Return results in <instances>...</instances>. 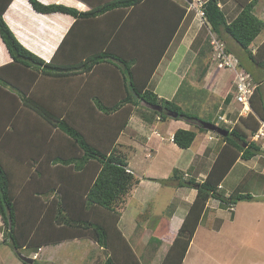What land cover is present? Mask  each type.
I'll list each match as a JSON object with an SVG mask.
<instances>
[{
  "label": "trees",
  "instance_id": "trees-1",
  "mask_svg": "<svg viewBox=\"0 0 264 264\" xmlns=\"http://www.w3.org/2000/svg\"><path fill=\"white\" fill-rule=\"evenodd\" d=\"M81 1L88 10L27 0L38 14L61 13L75 19L45 61L25 48L6 24L3 16L13 0H0V39L12 60L0 67V217L15 251L91 238L111 252L112 259L104 264H144L118 225L120 209L140 179L128 169L117 142L133 114L149 124L174 119L208 132L202 118L183 110L174 99L160 98L150 82L173 38L179 40L186 31V2L193 0ZM203 1L205 27L221 42L229 38L264 74V41L254 54L251 50L264 29V20L255 14L260 0H234L240 10L230 22L223 0ZM128 10L126 21L111 22L95 45L74 51L79 21ZM191 50L201 81L210 64L208 37L195 39ZM246 66L239 62L242 70ZM46 79H60V90L53 97L33 92ZM99 80L101 84L96 83ZM230 99L227 96L225 102ZM249 103L251 112L232 129L219 125L229 136L215 134L219 154L202 183L190 179L185 183L178 170L173 171L170 180L179 187L195 186L197 194L160 264L183 263L211 198L220 199L222 208L253 200L241 186L225 198L218 193L237 160L249 161L262 152L248 140V133L264 122V83H259ZM204 122L218 123L212 117ZM195 137L193 130L177 129L173 143L185 150ZM148 204L137 221L150 216Z\"/></svg>",
  "mask_w": 264,
  "mask_h": 264
},
{
  "label": "crops",
  "instance_id": "crops-1",
  "mask_svg": "<svg viewBox=\"0 0 264 264\" xmlns=\"http://www.w3.org/2000/svg\"><path fill=\"white\" fill-rule=\"evenodd\" d=\"M39 1L43 4H62L68 7H73L77 9L78 11H86L89 9V7L81 0H39ZM223 1L224 3H222V5L226 7V12L228 14L230 12L229 4L231 5L232 0H223ZM234 6L235 5L231 6V8L234 9L232 15L236 12ZM130 11L131 10L121 11V12L115 11V12L108 13L106 16H103V17H96L92 20L79 21L77 28L75 30V37H79L78 41L74 45V47L78 46L76 50L83 51V50L88 49V47H90L93 43L95 45L97 43V40L101 39L103 34L106 33V30L108 26H110L111 22L112 23H115L117 21L125 22L127 19V15L130 14ZM3 18L6 24L11 29V31L16 36V38L18 39V41L29 51L43 58L45 61H49L51 59L54 52L59 48V45L62 42L63 38L65 37L67 32L70 31V29L72 28V25L75 23V19L72 16L66 15V14H61V13L38 14L32 10L27 0H13V2L10 4L8 9L6 10ZM259 18L260 19L263 18L264 20V13H261V16ZM196 29H197L196 26L191 27V30L190 29L187 30L186 33L184 34V37L183 38L181 37L179 40L177 36H176L177 38L176 37L173 38L165 55L161 59L159 66L157 67L155 73L158 70L165 71L166 68L169 67L171 63H173L172 60L176 55H178L179 47L180 49L184 48V54L186 56L190 55L191 60L193 61V59L195 58V53L190 49V43H191L192 38L194 37V34H196L195 32H197ZM191 33H192V36L189 37ZM263 41H264V29H263V34L262 35L260 34V36H258L255 39V42H253L251 46V50L253 54L256 48L259 45H261ZM225 43H226L225 46H227V48L230 49L231 51L230 53L237 55L236 57L237 58L239 57L238 60L240 61V63H243L241 59L243 52L240 50V48L229 39H225ZM11 61H12L11 57L0 39V67L9 64ZM251 65L252 66L249 67V64H247L246 68H243L244 71L247 73L246 69L249 70L250 68L251 71H249V73L256 80V83L257 82L258 84L264 83V74H263L262 69H260L255 64H251ZM192 66L193 64H191L190 66L189 62H186L183 65L182 61H180L177 65V68L174 71L175 76L179 78L180 81H183L187 77V74L189 70L192 68ZM155 73L153 77L155 76ZM49 81H51L55 86L58 85L59 87L60 79H57V80L53 79ZM96 83L101 84L102 81L99 80ZM159 84L161 85L160 81L158 80L154 85L155 93L160 98H164L168 100H172V98L174 99L176 95L175 90L177 92L178 90L177 87L179 83L176 85V88L172 90L170 93L168 92L167 89L162 90L163 93H158ZM54 89L55 88L50 89V91H53L51 95L52 97L54 94ZM223 103L227 104L226 109H225L226 113L222 112L221 108L218 107V111H220L221 113L220 117L223 116L226 119L230 120L229 114H234V117L236 119L235 120L236 121L235 124H236L238 123L237 120H239L240 117H246L248 115V113L240 112L241 107L240 109L236 107L239 104L236 103L234 99H230L229 103H226L225 97H224ZM210 117L214 119L213 115H210ZM177 129L193 130L196 132V137L190 148L185 149V150L180 149L173 142L169 140L170 137L173 136L174 132ZM211 136L216 138V136H213V134H211L210 132L204 133V132L197 131L195 127L191 126L190 124H187L184 121L174 120V119H167L166 121H162V120L157 119L156 122L149 124V123L142 121L141 118L138 117V115L133 114L129 120L127 128L122 132V134L120 135L118 139L117 145H119L120 150L126 156L128 168H130L132 172L136 176H138L139 179L141 180L139 183V187H138L140 189L136 193H134V195L132 193L130 204L134 205L136 203V204H139L140 206L142 205L144 206L147 200L149 201H151L150 199L154 200L158 192L161 191L163 187H166L165 189L171 188L174 193V189L172 187L175 188L176 185L178 189L183 190L182 195L186 196L184 197L185 198L184 205L180 204L178 200H175V202L178 203L179 207L175 203V207L173 209L174 211L172 210L170 212V216L172 215L171 217L167 216L168 214L162 215L161 216L162 218L159 217L161 206H163V204L166 205L165 202H167L168 200V198H165L166 191H164L163 196L157 200V203L158 205H160V207L155 208V210L153 211L151 208V213H150L151 215L148 217V219L150 217L153 219H157L156 224L153 223V226L155 229L152 231H155L158 229V223L160 219H165V218L168 219V217H170L169 219H172L173 222L175 221L172 224L170 223V220L166 223L167 229L164 233L161 234L164 237L161 235L159 237H153L152 234H154V232L152 233L150 232V236H148L147 239L143 237L144 238L143 240L145 241V242H141L143 245L144 244L146 245L147 243L151 242L153 244L152 246L153 252L155 253L156 250L158 251L155 257H158L162 249L165 252L169 250L170 245L172 244L171 242L173 241L175 235L177 234L183 222V219L185 215L187 214L197 194V190L195 186H189L188 184H185L184 187H179L177 181H176L175 186L174 185L171 186V183H173L174 181V180H170L173 177L172 176L173 171L178 170L180 175L183 173L184 174L188 173V175L190 176H192V174L195 173L200 179L197 178L196 176L190 177L189 179L194 180L195 183H198V182L202 183L206 179V176H207V174H203V172L207 171L209 167L211 168L220 150V144H219L218 138L213 139ZM209 137H211L210 140H209ZM196 140L198 142L197 152L198 151L199 152L192 153L191 148H193L194 145L196 144ZM257 145L260 146V149L262 150V152L258 154L257 156L253 157L249 161H243L240 159L237 160L234 166L230 169L228 174L225 176L223 181L219 184V186H221V189L225 188V191L227 192L226 194L227 197L233 191L228 194V190H227L228 187H226V179L228 175L234 171V169L238 168V163L239 164L244 163L243 167L241 168L245 169L246 173L244 174L242 181L237 186V188L242 185L245 186L244 184L245 181L250 182V179L253 177L254 174L261 176L260 178H264V164L261 167L260 166L256 167L257 166L256 162L259 161L261 163V161H263L262 163H264V144L261 145L260 143L259 144L257 143ZM202 148L204 150H201ZM202 151L203 152L205 151L204 152L205 160L197 161V159L193 157L192 155L199 154L200 156H202V153H203ZM196 161L200 162L201 165L199 163L197 167ZM202 162L204 163L202 164ZM254 163H255V167H254ZM202 167H207V168L204 170ZM241 168H238V169H241ZM186 182L188 181H185V183ZM214 199L217 201V198H211L207 202L205 211L201 217V220L196 229V232L194 233L190 246L184 257L183 263L184 261L191 260V259L190 260L188 259V254H190V258L193 257L192 252L194 250L192 249L197 250L198 248V253L200 252L201 245L199 243L201 242L197 241V243H195L196 235L198 233L206 232L204 234V237L208 238L209 242H211V244L214 245L215 241L220 240L221 232L219 231L223 230V225L226 223L227 220H229L230 223L232 224L240 223L241 225H244V226H247L249 224V220H252L250 218H254L256 222L259 221L258 217L252 214V211H251L252 207L250 206L252 205L251 204L252 201L238 202V204L234 206V209L232 210V212H228L226 208H222V206L219 205L218 202L217 204H213L212 200ZM244 202H248V203H244ZM260 203H264V202H260ZM240 204H247V205H245L246 207H244V206H240ZM134 207H133V210H136ZM126 208H127V204L125 205V209ZM262 209L264 211V207ZM181 211L182 213H179ZM126 213L127 212L125 213L122 212L120 222L118 224L124 236L125 234L122 229V226L124 224L123 220H124ZM162 224L163 222H161V226ZM200 228L203 229L201 230V232H199ZM217 229H219V231H217ZM157 234H160V233H157ZM201 238H202V235H200L199 239ZM86 239L89 241V243H87L85 246L86 250L90 249L89 255H86L88 256L86 260L90 264H104L108 258L112 257L111 252L107 248L98 245L91 238H86ZM139 239L140 238H137V241L135 243L133 242V244H135L136 247L133 244L132 246H133L136 256L141 260L142 256L140 254L143 251L140 248L141 243H137L139 242ZM72 241L73 240L63 241L57 244V246L62 245L64 243L72 242ZM154 245L156 246L159 245V247H156ZM47 246L49 245L42 246L38 251L33 252V256L34 257L39 256V252L44 250V247H47ZM70 254L71 252H68L69 256ZM34 257H32L33 258L32 263L30 264H33ZM35 260H37V257L35 258ZM191 262L193 261L191 260ZM24 264H29V263H24ZM185 264H189V263L185 262ZM194 264H196V261Z\"/></svg>",
  "mask_w": 264,
  "mask_h": 264
},
{
  "label": "rangeland",
  "instance_id": "rangeland-1",
  "mask_svg": "<svg viewBox=\"0 0 264 264\" xmlns=\"http://www.w3.org/2000/svg\"><path fill=\"white\" fill-rule=\"evenodd\" d=\"M177 1H179V3L186 2L185 0H177ZM186 4H187V11L189 12L188 18H187V21H189V24H186L187 25L186 31L189 29L191 30V27L193 26L197 27L196 29L197 32H195L196 34H194V37L192 38L191 43H190V49H191V45L193 41L198 38L205 40L208 37L209 45H210L211 36L214 37L215 35L211 33L210 29L207 26L205 27L204 24L202 25L201 20L196 16L197 13H196V9L194 10L193 8L194 5L190 4V2H186ZM233 5H235L234 8L236 12L232 15L234 9L231 8V6ZM229 6H230L229 8L230 12L228 14L226 12V7L224 5H222V9L227 14V17L229 18L228 21L230 22L232 19H234L233 17H235L238 14L240 10V6L234 0H232L231 5L229 4ZM261 13H264V0H260L255 9V14L258 17L261 16ZM190 16H193V18L190 19ZM261 19L263 20V18ZM187 21H184V22L186 23ZM186 31L184 32V34L186 33ZM184 34L182 38L184 37ZM262 34H263V31L261 35ZM191 36H192V33L189 35V37ZM223 43L226 45L224 41ZM93 45L94 43L90 47H92ZM75 50L76 48H74V51ZM183 54H184V48L180 49L179 47L178 55H176L172 60L173 63H171L169 67L166 68L165 71L158 70L155 73V76L151 80L152 86H154L155 83L159 80L161 85L159 84L158 93H163L162 90L164 89H167L168 92L170 93L172 90L176 88V85L179 83L177 87L179 91L177 90L178 91L177 93L175 90V93L177 94L174 100L182 107L183 110L197 114L204 121L209 120L210 115H213L214 120L218 122L217 124L222 125L221 123L223 122L219 120L221 113L220 111H218V107L221 108L222 112L226 113L225 109H226L227 104L223 103L224 97L226 98L227 96H230L231 99L235 100V93H234L235 79L237 77L236 75L239 74L240 71L242 70L239 67L240 61L236 57L237 55L231 54L232 56L235 57L233 60H231V67H218V65L216 66L214 64V60L212 57V47H211V53L209 55V61H210V64L208 67L209 70L206 72L203 80L198 81L199 70L197 69L196 66H192V68L189 70L187 74V77L184 79V83L182 84L183 81H180V79L177 78L174 74V71L177 68L178 63L182 61L184 65L186 62H189L191 66L192 62L194 61V59L193 61L191 60L190 55L186 56L185 54L184 55ZM241 59L245 65L249 64V61L245 54L242 53ZM235 62L237 65L236 70H234V66H233ZM249 65H251V63ZM242 71L245 72L244 70ZM249 71L251 70L247 69V72L250 75L251 80H254L253 76L249 73ZM60 85H61V82H59V87ZM57 87L58 85L55 86L51 81L46 79V80L40 81L39 86L36 88H33V92L39 95H43L47 98L48 96L50 97L53 93V91H50L51 88H55L54 94H56L57 91L59 92L60 89H58ZM236 107L238 109H240L241 107L240 112H244L242 110L241 104L237 105ZM248 111H250V108L247 109V112ZM229 115H230L229 117L230 120L226 119L223 116L220 118H225L226 122H224L223 125L226 126L227 128L232 129L236 125L235 124L236 119L234 117V114H229ZM204 133H207V132H204ZM211 134H213V136H216L214 133H211ZM248 135H249L248 136L249 141H254L258 144L260 143L261 145L264 144L263 142L264 138L257 140L250 136L253 134L248 133ZM211 137H209V140L211 139ZM216 138L213 137V139H216ZM169 140L173 142L171 137ZM197 148H198V142L196 140V144L194 145L193 148H191V152L198 153L199 151L197 152ZM201 150H204V149L202 148ZM204 152L202 153L203 157L200 156L199 154H194L192 156L195 157L197 161L205 160ZM262 162L263 161H261V163L259 161L256 162V165H257L256 167L263 166L264 163ZM199 163L200 162L196 163L197 167ZM203 163L204 162H202V164ZM243 164L238 163V168L243 167ZM254 167H255V163H254ZM202 168L205 170L207 167H202ZM238 168L234 169V171L231 174H229L226 179V187H228V189L227 188L226 189L228 190V194L237 188V186L241 183L244 174L246 173L245 169L243 168L238 169ZM209 169L207 171H204L203 174H208ZM181 175H182L183 181H188L190 177H194V176L199 178L195 173L192 174V176L188 175V173L187 174L183 173ZM260 177L261 176L254 174L253 177L250 179V182L245 181L244 182L245 186L242 185L240 188L242 193L248 192L251 195H253V200L251 202L252 205H250L252 207L251 211H252V214L258 217L259 221L256 222L254 218H250L252 220H249V224L247 226H244V225H241L240 223L232 224L230 223L229 220H227L226 223L223 225V230L219 231V229H217V231L221 232V237H220V240L215 241L214 245H212L211 242H209L208 238L204 237V234L206 232L198 233L196 235L195 243H197V241L201 242L199 243L201 245V250L198 253V248L197 250L192 249L194 250L192 252L193 257L190 258V254H188V259L189 260L191 259L193 262H191V260L184 261L183 264H185V262L189 264H192V263L194 264L195 261H196V264H264V211L262 209L264 207V203H260V202H264V178H260ZM139 183L136 186H134V188L131 190L128 197L126 198L124 205L120 209L121 215H122V212L124 213L127 212L123 220L124 227L122 226V229L124 231L125 237L128 239V241L131 244H133V242L135 243L137 241V238L141 239V240L139 239V242L137 243L145 242L143 240L144 239L143 237L147 239L148 236H150V232L151 233L154 232V234H152L153 237H159L162 233H164L167 229L166 223L169 220L171 224L175 222V221L173 222L172 219H169L172 216V215L170 216V212L175 207V203H176L175 200H178L180 204L184 205L185 203L184 197H186L185 195H182L183 190L178 189L176 185V181H173V183H171V186L176 185L175 188L172 187L174 189V193L171 188L165 189L166 187H163L162 190L158 192L154 200L152 199H150L151 201L147 200L146 203L151 202V208L153 211L155 210V208L160 207V205H158L157 203V200L163 196L164 191H166L165 198H168L167 202H165L166 205L163 204V206H161L160 208L159 217L162 218L161 216L164 214L165 215L168 214L167 216H170V217H168V219L167 218L160 219L158 223V229L155 231H152L155 229L153 226V223L156 224L157 219H153L151 217L143 221L142 220L137 221L136 219L138 218V216L140 215L142 211L146 210V207L149 204L145 203L144 206L143 205L140 206L139 204H136V203L134 205L130 204L132 193L134 195V193H136L140 189L138 188ZM219 189H221V186L218 187V193H220L221 196H223L224 198L227 197L226 196L227 192L225 191V188L221 190ZM212 201H213L212 202L213 204H217L218 202L219 205H222L220 202V199H217V201L214 199ZM244 203H248V202H244ZM126 204H127V208L125 209ZM176 204L179 207L178 203ZM245 205L247 204H240V206L246 207ZM133 207L136 210H133ZM232 209H234V206L232 205H230L229 207H226V210L228 212H232ZM179 213H182V211ZM161 222H163L162 226H161ZM201 230L203 229L200 228L199 232H201ZM157 233H160V234H157ZM200 235H202L201 239H199ZM87 243H89V241L86 238H80V239H74L72 242L64 243L58 246L57 244H55V246L49 245L47 247H44V250L39 252V256L34 257L33 252L38 251V250L21 249L19 251L18 250L15 251L12 248L11 240L9 239L8 227H6L5 223H3L0 217V264H24L23 262H21L16 252H19L21 255L29 259H33L32 257L34 258L37 257V260L34 259L33 264H90L86 260L88 258V256L86 255H89V251H90V249L86 250L85 246ZM133 245L136 247L135 244ZM152 246L153 244L151 242L147 243L146 245L145 244L143 245L141 243L140 248L143 252L140 255L142 256L141 261L144 264H160L162 261V258L169 251L167 250L165 252L162 249L158 257H155L158 251L156 250L154 253L152 250ZM156 247H159V245ZM68 252H71L70 256L68 255Z\"/></svg>",
  "mask_w": 264,
  "mask_h": 264
},
{
  "label": "built area",
  "instance_id": "built-area-1",
  "mask_svg": "<svg viewBox=\"0 0 264 264\" xmlns=\"http://www.w3.org/2000/svg\"><path fill=\"white\" fill-rule=\"evenodd\" d=\"M204 3L203 0H193L192 3L194 5V10L196 9L197 17L201 20V23L204 24V13L201 11V6ZM209 28V27H208ZM210 45L212 47V57L214 60V64L218 67H231V60L235 57L226 51V47L223 42L218 40L216 36L212 37L210 40ZM237 61V60H236ZM234 70H236V62L233 64ZM235 79V101L242 105V110L247 112L249 108V99L254 93V90L259 86L258 83H254L251 80L249 74L240 71L239 74L236 75ZM224 122H226L225 118H220ZM253 138L259 140L264 138V122H260L259 129L252 135Z\"/></svg>",
  "mask_w": 264,
  "mask_h": 264
},
{
  "label": "water",
  "instance_id": "water-1",
  "mask_svg": "<svg viewBox=\"0 0 264 264\" xmlns=\"http://www.w3.org/2000/svg\"><path fill=\"white\" fill-rule=\"evenodd\" d=\"M173 117H175V115H173ZM202 127L204 129H206L207 131H210L212 133H215L219 136H222V137H227L229 136V132L225 129H222L221 127L215 125V124H212V123H207V122H204V121H200ZM245 147V146H244ZM17 256L19 257V259L23 262V263H32V259H29V258H26L24 257L23 255H21L19 252H16Z\"/></svg>",
  "mask_w": 264,
  "mask_h": 264
},
{
  "label": "clouds",
  "instance_id": "clouds-1",
  "mask_svg": "<svg viewBox=\"0 0 264 264\" xmlns=\"http://www.w3.org/2000/svg\"><path fill=\"white\" fill-rule=\"evenodd\" d=\"M225 45V44H224ZM226 47V46H225ZM226 51H227V49H226ZM229 53V52H228ZM231 54V53H230ZM249 108H250V105H249ZM251 112V108H250V111H248V112H245V113H250ZM219 120L221 121V122H223L224 123V121L223 120H221L220 119V117H219ZM261 122V121H260ZM215 125H217V126H219V124H215ZM260 127V126H259ZM259 129V128H258ZM257 131V130H256ZM210 133H212V132H210ZM255 133V132H254ZM254 133H251V134H254ZM215 134V133H214ZM251 137H252V135H250ZM213 138V137H212ZM171 139H172V141H173V136L171 137ZM254 142V141H253ZM256 143V142H255ZM233 210V209H232ZM35 259V258H34Z\"/></svg>",
  "mask_w": 264,
  "mask_h": 264
}]
</instances>
